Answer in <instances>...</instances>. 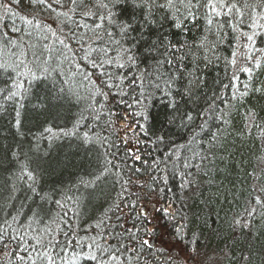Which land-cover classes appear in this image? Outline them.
<instances>
[{
    "label": "trees",
    "instance_id": "16d2710c",
    "mask_svg": "<svg viewBox=\"0 0 264 264\" xmlns=\"http://www.w3.org/2000/svg\"><path fill=\"white\" fill-rule=\"evenodd\" d=\"M247 2L259 21L264 0ZM47 3L0 0V264H49L45 252L55 264H174L142 244L152 222L138 210L150 204L186 250L211 252L217 264H264V52L231 63L241 32H257L254 48L264 49L252 9L242 23L210 26L201 8L177 27L171 10L146 0ZM97 11L111 14L104 29L84 15ZM41 51L47 75L32 56ZM128 55L135 63L117 69ZM105 59L116 63L93 68ZM101 85L107 100L94 95Z\"/></svg>",
    "mask_w": 264,
    "mask_h": 264
},
{
    "label": "snow or ice",
    "instance_id": "6c2138e0",
    "mask_svg": "<svg viewBox=\"0 0 264 264\" xmlns=\"http://www.w3.org/2000/svg\"><path fill=\"white\" fill-rule=\"evenodd\" d=\"M16 2L18 3L19 0H16ZM32 3H39L41 5H44L45 7L51 9L52 5L47 3V0H31ZM71 3L75 6V7H84L85 3L84 0H71ZM146 5L149 7H156L159 9H168L172 11V14L174 16L177 17V27H181V24L179 23L180 19H183L185 21H191L193 23L196 22L197 18H198V12L201 8H203L206 12V21L208 25H213V23L216 21L217 18L220 17H224L226 19H228L229 21L231 20H239L241 23L243 22L244 16H245V12L248 9H252V12L249 13V17L251 19H253V23L250 25L251 28L256 29V28H264V24H260L257 22V17H255V10H256V5L253 4H249L247 2V0H165L164 3H156V0H146ZM144 5H142L143 7ZM97 9L99 8H107V4H97L96 5ZM260 7H264V3L260 4ZM183 10V11H181ZM84 15H95L97 17V19L100 21L99 23L95 24V28L100 30V29H104V25L105 23H112V18H111V14L104 16V15H100L99 11H97L96 13H92V12H86L84 13ZM259 19H264V14H261V16L259 17ZM27 23L29 25L32 24L31 20H28ZM37 27H40L39 22L36 25ZM230 27H233V30H236V28L238 27V25H232L231 23L229 24ZM47 27L49 29L52 28L51 24H48ZM129 27V25H121V30L122 31H126L127 28ZM13 32H17L19 31V29H12ZM108 35H111V33H107ZM257 32H252V34H249L247 32H241L240 35L246 37L247 42L249 43H245L243 45L244 48L248 49V55H247V59L248 60H253V56H252V52H264V49H255L254 45H255V37L257 36ZM5 36H7V33L4 34ZM51 35L56 37L57 36V32L56 31H52ZM47 38V37H45ZM66 39H70L67 38ZM7 42L10 43H16V41L11 40L10 38L8 39ZM57 42L64 48L67 49L71 55H76V53L72 52V48H71V44L70 43H65L64 39H59L57 38ZM118 43V42H117ZM30 47V46H29ZM44 48H48V45H44ZM183 47V46H181ZM49 51H51V49H49ZM81 51H83V46L81 45ZM93 51H96L95 49H89L87 52H85L84 56L82 57V59L84 60H89L91 53ZM127 49H124V52L127 53ZM21 56H27V53L23 50H21L20 52ZM119 55V54H118ZM32 56L34 58L35 61H37L38 63H36V67L39 71H42L45 75H47V73L49 72V69L46 67H42V64L39 63L42 60V57L44 56V53L41 52H33ZM236 57H237V52H233V59L231 61V63L233 64V66H235L236 64ZM66 59H68V57H65ZM168 63H171V61H167ZM42 63H47V61H43ZM93 68H103L105 64H113L116 63L114 60L112 59H105L103 60L100 64H96L95 61H91ZM128 63L134 64L135 63V59L133 56L128 55L127 56V62L125 64H121V63H116V67L117 69L120 68H124L127 66ZM261 66V60L259 58H257L255 60V67H260ZM0 67H7L6 65H0ZM76 69L79 71L80 69V65L77 63L75 64ZM242 71L247 72V73H251L252 72V68L250 67H245L242 69ZM26 74H29L32 76L33 79H37L39 77L36 76L35 73H32L31 70L29 69L28 72ZM101 76H107L108 80H112L114 78L113 74L110 73H106V72H101ZM85 79H89L90 77L88 75H85L84 77ZM120 80L126 79V76H121L119 77ZM233 79H236V77L234 76ZM108 80L104 81V84L107 85V87L109 89L113 88V87H117L116 84L113 83H109ZM90 83L95 84V82L90 80ZM130 84H136V80L135 78H133L132 81H130ZM232 85H227L225 87H231ZM18 87H22V84H18ZM103 85H101L100 87L96 88V93L95 94H99L100 96L104 97L105 100L108 99V96L110 93L108 92H104L102 91ZM157 87H159V85H157ZM118 95H123V92H118ZM12 95H16V93H13ZM143 93H141V97H143ZM122 103L124 101H121ZM133 103L135 105H140L141 104V99L135 98ZM135 115H139V113H135ZM189 119H192L191 116L188 117ZM17 123H19V121H17ZM47 131H50L47 130ZM136 160H140L141 157L140 156H135L134 157ZM111 163V161H105V165ZM113 167H116V165H112ZM109 169L107 168V166L104 167L103 171L100 173V175H103L104 172H107ZM29 178H32V174L28 173ZM96 179H99V176L96 177ZM131 182V181H129ZM84 183H88V182H84ZM99 226V225H98ZM37 243H40V241L38 240ZM69 243H71V241H69ZM143 245H149V241L148 240H144L142 241ZM89 247H92L91 245H89ZM44 257L48 260L49 264H55V261L53 259L52 256L48 255L47 252H45ZM90 258L92 260H95L96 257L95 256H90ZM21 259H23L21 257Z\"/></svg>",
    "mask_w": 264,
    "mask_h": 264
},
{
    "label": "rangeland",
    "instance_id": "374dc122",
    "mask_svg": "<svg viewBox=\"0 0 264 264\" xmlns=\"http://www.w3.org/2000/svg\"><path fill=\"white\" fill-rule=\"evenodd\" d=\"M261 16V15H260ZM257 22L260 24H264V19H257ZM264 30V28H259ZM247 42L246 38L243 43L240 44L237 51L236 64L235 68L238 69L245 65V61L248 60L247 55L249 50L244 48L243 45ZM255 51L252 52V56ZM127 138V137H126ZM150 209V208H149ZM149 209H143V212L138 210V212L147 218L150 219V223L147 227L149 232L147 240L149 241V245L151 248L159 249L163 248L166 250L167 257L170 258V261L174 264H215L213 260V256L211 252H202V250L196 251L186 250L182 244L174 242L172 237L168 235V226L165 225L163 221H161L157 216L154 217L152 213L148 214ZM169 213H172V209L166 210ZM145 214V215H144ZM153 230V231H152ZM156 231V235L153 233ZM146 238V237H145ZM201 252L202 254H199ZM217 264V263H216Z\"/></svg>",
    "mask_w": 264,
    "mask_h": 264
},
{
    "label": "water",
    "instance_id": "95a60500",
    "mask_svg": "<svg viewBox=\"0 0 264 264\" xmlns=\"http://www.w3.org/2000/svg\"><path fill=\"white\" fill-rule=\"evenodd\" d=\"M150 206H151V209H150V211L148 212V214L151 213L152 210H154V205H153V204H150Z\"/></svg>",
    "mask_w": 264,
    "mask_h": 264
},
{
    "label": "bare ground",
    "instance_id": "6f19581e",
    "mask_svg": "<svg viewBox=\"0 0 264 264\" xmlns=\"http://www.w3.org/2000/svg\"><path fill=\"white\" fill-rule=\"evenodd\" d=\"M213 260L215 261L214 263H217V259L215 258V256H213Z\"/></svg>",
    "mask_w": 264,
    "mask_h": 264
}]
</instances>
